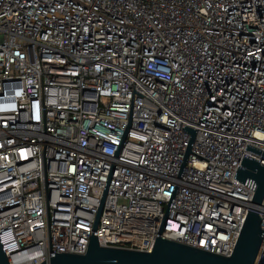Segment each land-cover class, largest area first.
Masks as SVG:
<instances>
[{"label":"built area","instance_id":"obj_1","mask_svg":"<svg viewBox=\"0 0 264 264\" xmlns=\"http://www.w3.org/2000/svg\"><path fill=\"white\" fill-rule=\"evenodd\" d=\"M263 152L264 0H0L10 264L85 253L92 232L230 255L256 188L238 170Z\"/></svg>","mask_w":264,"mask_h":264},{"label":"water","instance_id":"obj_2","mask_svg":"<svg viewBox=\"0 0 264 264\" xmlns=\"http://www.w3.org/2000/svg\"><path fill=\"white\" fill-rule=\"evenodd\" d=\"M190 151L189 147L183 166ZM262 157L264 158V152ZM237 178L242 182L248 178L253 179L256 188L230 255L216 254L161 236L156 237L151 251L101 246L97 235L92 232L85 253L55 252L40 264H254L264 239L262 218L257 208L264 200V164L255 159L245 158L238 170ZM100 214L101 209L95 226L98 224ZM0 264H10L1 243Z\"/></svg>","mask_w":264,"mask_h":264}]
</instances>
